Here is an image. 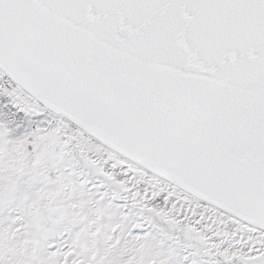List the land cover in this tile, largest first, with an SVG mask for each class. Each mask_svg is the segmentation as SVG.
<instances>
[{
    "label": "snow or ice",
    "instance_id": "6c2138e0",
    "mask_svg": "<svg viewBox=\"0 0 264 264\" xmlns=\"http://www.w3.org/2000/svg\"><path fill=\"white\" fill-rule=\"evenodd\" d=\"M0 264H264V0H0Z\"/></svg>",
    "mask_w": 264,
    "mask_h": 264
}]
</instances>
